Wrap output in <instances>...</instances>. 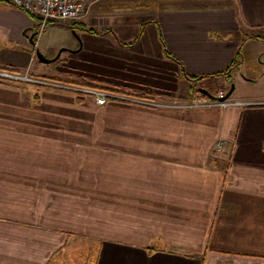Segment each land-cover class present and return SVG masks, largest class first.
Returning a JSON list of instances; mask_svg holds the SVG:
<instances>
[{
	"label": "crops",
	"instance_id": "crops-1",
	"mask_svg": "<svg viewBox=\"0 0 264 264\" xmlns=\"http://www.w3.org/2000/svg\"><path fill=\"white\" fill-rule=\"evenodd\" d=\"M89 3L53 24L81 44L53 46L0 2V71L44 83L0 79V264H264V96L192 108L186 77L225 71L264 0ZM262 43L243 42L237 88L264 80Z\"/></svg>",
	"mask_w": 264,
	"mask_h": 264
},
{
	"label": "built area",
	"instance_id": "built-area-1",
	"mask_svg": "<svg viewBox=\"0 0 264 264\" xmlns=\"http://www.w3.org/2000/svg\"><path fill=\"white\" fill-rule=\"evenodd\" d=\"M0 2L10 3L36 18L39 21L40 32L44 31L50 24L66 25L81 20L87 15L91 7L89 0H0ZM0 79L17 83L31 82L44 84L42 81L33 79L28 72L20 74L9 71H0ZM79 92L94 96L98 105H105L107 99L112 97V95L106 91H97L93 89H80ZM233 104L234 103L229 100L219 102L215 100L196 99L189 105V107H227Z\"/></svg>",
	"mask_w": 264,
	"mask_h": 264
},
{
	"label": "rangeland",
	"instance_id": "rangeland-1",
	"mask_svg": "<svg viewBox=\"0 0 264 264\" xmlns=\"http://www.w3.org/2000/svg\"><path fill=\"white\" fill-rule=\"evenodd\" d=\"M105 1H110V0H105ZM74 22H71V23L66 24V25H70ZM57 27H59V26L53 25V24H50L49 26L46 27V29L41 34L42 35V44H44L45 42L46 43H50V42L55 43V42H58L61 40L71 41L72 39L78 40L79 44H81L80 40L77 36L76 31L69 32V34H68L67 32H63L62 30H60V28H57ZM79 31H82V30L79 29ZM259 32H260V30L257 31V34ZM56 44L57 43H55L53 46H56ZM260 47L264 48V43L260 44ZM62 48H64V47H61L60 49H58V51H57L58 54L60 53ZM58 54H56V57L58 56ZM263 54H264V52H263ZM263 54H262V56H263ZM263 58H264V56H263ZM255 72L257 74H259L260 68H256ZM226 80L228 82H230L229 90L231 89L232 86H234V97L233 98L254 99V98L264 96V80L260 81L256 85H251V87L238 86V88H237L236 84L234 82V76L228 77L227 79L222 80V81L217 80V79L216 80L210 79L208 81H204V82H200V83L198 82L196 84L193 83V91L195 93L196 89L204 88V89H207L209 92H211L214 95V94H217V88L220 85V83L221 82L224 83V81H226ZM218 82H220L219 85H218ZM235 88H237V89H235ZM194 100H196V99H194ZM82 252L85 253V249ZM86 254H88V252ZM90 263H91V260H90Z\"/></svg>",
	"mask_w": 264,
	"mask_h": 264
},
{
	"label": "trees",
	"instance_id": "trees-1",
	"mask_svg": "<svg viewBox=\"0 0 264 264\" xmlns=\"http://www.w3.org/2000/svg\"><path fill=\"white\" fill-rule=\"evenodd\" d=\"M66 26V25H64ZM72 28L74 29V25L72 26ZM83 30H85L86 32H90V33H93L94 31L92 29H87V28H84ZM248 39H261V40H264V29H261V31L254 35V34H245L244 35V38L241 40V44L237 50V53H236V57L235 59L233 60V62L225 69V71H223L222 73L220 74H216V75H209V76H195V75H186V77L191 81L193 82L194 84L200 82L201 80L203 79H218L220 77H230L231 76V72L232 71H237L240 69V67L242 66L243 64V54H242V47H243V42L245 40H248ZM140 40V36L137 37L133 42L131 43H128V44H124V45H127V46H132L134 45L135 43H137L138 41ZM183 68V67H182ZM56 81H59L57 79H54ZM67 84H75V85H78V86H83V87H92L94 88L93 86H90L86 83H83V82H71V81H67L65 82ZM195 95L198 99H204V100H210L206 95H204L203 93H200L198 89H196L195 91Z\"/></svg>",
	"mask_w": 264,
	"mask_h": 264
},
{
	"label": "water",
	"instance_id": "water-1",
	"mask_svg": "<svg viewBox=\"0 0 264 264\" xmlns=\"http://www.w3.org/2000/svg\"><path fill=\"white\" fill-rule=\"evenodd\" d=\"M31 42L33 44H35V42L33 41V39H31ZM66 50V49H61L60 53L58 54L57 57H55L54 59H47L46 57H44V55L40 52V51H36V55L37 58L42 61L43 63H52L55 62L57 60V58L61 55V53ZM200 93H203L204 95H206L209 99L211 100H215V101H219V102H225L227 100H229L234 92V86L231 87V89L223 96L218 97L213 95L211 92H209L207 89L204 88H200L198 89Z\"/></svg>",
	"mask_w": 264,
	"mask_h": 264
}]
</instances>
